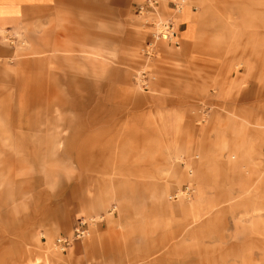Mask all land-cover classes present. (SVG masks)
<instances>
[{
    "label": "rangeland",
    "instance_id": "374dc122",
    "mask_svg": "<svg viewBox=\"0 0 264 264\" xmlns=\"http://www.w3.org/2000/svg\"><path fill=\"white\" fill-rule=\"evenodd\" d=\"M186 1L0 31V264H264V0Z\"/></svg>",
    "mask_w": 264,
    "mask_h": 264
},
{
    "label": "crops",
    "instance_id": "0c3cea01",
    "mask_svg": "<svg viewBox=\"0 0 264 264\" xmlns=\"http://www.w3.org/2000/svg\"><path fill=\"white\" fill-rule=\"evenodd\" d=\"M48 0H0V31L4 28H9L12 26H18L20 20L22 19L24 12L35 9L36 7L43 4ZM182 9L179 11V21L185 22L186 27L181 31V36L183 38H191L196 35V26L199 24V20L194 14L191 13L189 6L186 0H182ZM183 10V11H182ZM185 17H188V21H184ZM164 193L162 190L161 196ZM75 230V229H74ZM67 237L69 236H62ZM51 256V260H59L62 258V255L56 252H47L46 259L48 260Z\"/></svg>",
    "mask_w": 264,
    "mask_h": 264
},
{
    "label": "built area",
    "instance_id": "2783aa9c",
    "mask_svg": "<svg viewBox=\"0 0 264 264\" xmlns=\"http://www.w3.org/2000/svg\"><path fill=\"white\" fill-rule=\"evenodd\" d=\"M163 34H166L168 37H169V35H171V33L169 34V33H162V37H163ZM167 37V38H168ZM166 39V38H165ZM84 225H85V222H83V221H81L80 223H79V225H78V227H76L75 228V230H74V237L76 238V239H79V238H81V237H83L84 235H85V232H86V230H85V228H84ZM57 242L59 243V245H61L62 247H66V246H68L69 244H70V240H69V238H65V237H59L58 239H57Z\"/></svg>",
    "mask_w": 264,
    "mask_h": 264
},
{
    "label": "bare ground",
    "instance_id": "6f19581e",
    "mask_svg": "<svg viewBox=\"0 0 264 264\" xmlns=\"http://www.w3.org/2000/svg\"><path fill=\"white\" fill-rule=\"evenodd\" d=\"M181 1V0H180ZM180 9V8H179ZM168 36L166 34H163V38H167Z\"/></svg>",
    "mask_w": 264,
    "mask_h": 264
}]
</instances>
